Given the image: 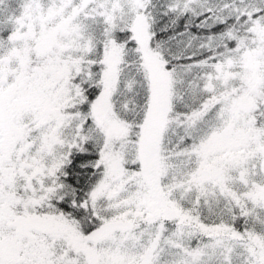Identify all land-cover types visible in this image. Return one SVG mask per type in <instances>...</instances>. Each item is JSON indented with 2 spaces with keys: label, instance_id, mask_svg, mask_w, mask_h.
Segmentation results:
<instances>
[{
  "label": "snow or ice",
  "instance_id": "obj_1",
  "mask_svg": "<svg viewBox=\"0 0 264 264\" xmlns=\"http://www.w3.org/2000/svg\"><path fill=\"white\" fill-rule=\"evenodd\" d=\"M0 264H264V0H0Z\"/></svg>",
  "mask_w": 264,
  "mask_h": 264
}]
</instances>
